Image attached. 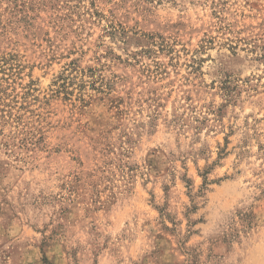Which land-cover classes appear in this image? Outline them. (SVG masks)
I'll use <instances>...</instances> for the list:
<instances>
[{
	"label": "rangeland",
	"instance_id": "rangeland-1",
	"mask_svg": "<svg viewBox=\"0 0 264 264\" xmlns=\"http://www.w3.org/2000/svg\"><path fill=\"white\" fill-rule=\"evenodd\" d=\"M0 264H264V0H0Z\"/></svg>",
	"mask_w": 264,
	"mask_h": 264
}]
</instances>
